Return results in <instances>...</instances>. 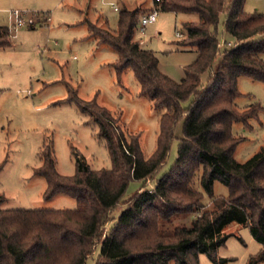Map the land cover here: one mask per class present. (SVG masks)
Masks as SVG:
<instances>
[{
  "label": "trees",
  "instance_id": "trees-1",
  "mask_svg": "<svg viewBox=\"0 0 264 264\" xmlns=\"http://www.w3.org/2000/svg\"><path fill=\"white\" fill-rule=\"evenodd\" d=\"M159 4L163 12L199 17L197 22L184 23L186 39L178 41L197 52L179 81L162 72L156 52L142 48L135 39L138 9L122 10L115 31L89 22L90 36L118 54L109 64L118 82L132 68L141 95L156 110L163 109L155 151L146 157L140 133L126 130L121 114L100 105L97 97L84 100L70 91L68 99L75 100L96 124L112 167L92 169L76 152L75 173L61 174L53 142L44 143L36 168L47 180L44 197L67 194L76 198L77 207L0 208V264H87L98 247L96 264H200L201 253L214 264H228L233 259L218 257L217 252L230 236L224 229L232 222L249 227L264 247V145L239 162L234 152L246 137L233 131L239 122L252 127L251 120L264 111L258 101L244 109L236 103L242 96L241 76L264 83V12H247L246 0H162ZM223 29L233 44L219 48ZM11 46V29L1 25L0 49ZM182 116L184 136L173 168L150 188L147 182L166 161ZM132 181L144 185L126 198ZM216 181L229 189L228 196L214 194ZM204 193L211 198L208 205ZM4 200L0 194V205ZM189 216L190 223L184 222ZM106 224L110 228L105 232ZM262 262L264 248L251 255L247 264Z\"/></svg>",
  "mask_w": 264,
  "mask_h": 264
},
{
  "label": "rangeland",
  "instance_id": "rangeland-1",
  "mask_svg": "<svg viewBox=\"0 0 264 264\" xmlns=\"http://www.w3.org/2000/svg\"><path fill=\"white\" fill-rule=\"evenodd\" d=\"M114 5L118 10L114 9ZM156 7L154 0H0V26L11 29L13 46L0 49V194L5 196L2 209H74L76 198L57 194L45 198L47 180L36 173L41 164L39 152L44 143L53 142L57 170L64 175L76 171V152L81 153L92 169H110L112 160L104 140L98 137V128L78 105L70 100V91L80 99L97 97L100 105L115 114L129 132L140 133L141 147L146 157L157 145L159 120L163 109L156 110L151 101L141 95V85L132 68H127L120 84L109 66L118 54L111 46L100 44L90 36L89 22L115 31L124 9H138L141 16ZM247 12H264V0H246ZM28 15H48V25L38 23L14 28V11ZM198 15L160 11L156 22L141 33L135 29V39L144 49L154 50L160 69L179 81L185 67L194 61L196 50L179 44L177 33L185 34L184 23L197 22ZM33 27V26H32ZM264 58V55H263ZM209 72L203 74L206 81ZM242 96L236 103L240 109L258 101L264 106V83L241 76L238 82ZM71 88V89H70ZM187 105V104H186ZM185 116L175 126V138L169 155L155 178L148 180L150 188L170 172L178 156L184 136ZM252 127L235 123V134L244 136L234 152L239 162H245L264 145V111L251 120ZM144 183L132 181L126 198L138 193ZM214 194L228 196L229 189L215 182ZM203 202L211 198L204 193ZM124 205L114 211L118 216ZM115 219H113L110 224ZM191 216L183 221L190 223ZM179 222V220L177 221ZM110 224L105 225V232ZM224 233L230 235L218 249V257L233 259L228 264H247L251 255L263 250L252 236L249 227L232 222ZM99 247L87 264H96ZM200 264H214L201 253ZM261 264H264L262 262Z\"/></svg>",
  "mask_w": 264,
  "mask_h": 264
},
{
  "label": "built area",
  "instance_id": "built-area-1",
  "mask_svg": "<svg viewBox=\"0 0 264 264\" xmlns=\"http://www.w3.org/2000/svg\"><path fill=\"white\" fill-rule=\"evenodd\" d=\"M162 0H154V3L156 5L154 10H151L141 16L139 19V23L141 25V33L145 34V28L151 24L157 21L159 13L161 11L160 4ZM114 9L118 10V7L114 5ZM12 16L14 18L13 26L14 28L22 27L24 25H29L35 27L38 23H41L42 26L48 25V21L50 18L48 15H43V17H40L39 15H28L27 13H22L18 10L14 11L12 13ZM178 37H184L185 34L182 32L177 33ZM233 43L231 41H227L224 34V29L222 30L220 40H219V48L224 47L225 45H232Z\"/></svg>",
  "mask_w": 264,
  "mask_h": 264
},
{
  "label": "crops",
  "instance_id": "crops-1",
  "mask_svg": "<svg viewBox=\"0 0 264 264\" xmlns=\"http://www.w3.org/2000/svg\"><path fill=\"white\" fill-rule=\"evenodd\" d=\"M31 28H35V27H32V26H31ZM140 44H141V43H140Z\"/></svg>",
  "mask_w": 264,
  "mask_h": 264
}]
</instances>
